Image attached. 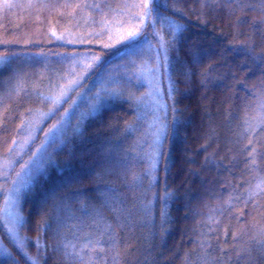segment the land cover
<instances>
[{
	"label": "trees",
	"instance_id": "trees-1",
	"mask_svg": "<svg viewBox=\"0 0 264 264\" xmlns=\"http://www.w3.org/2000/svg\"><path fill=\"white\" fill-rule=\"evenodd\" d=\"M146 2L0 0V264H264V0Z\"/></svg>",
	"mask_w": 264,
	"mask_h": 264
},
{
	"label": "rangeland",
	"instance_id": "rangeland-1",
	"mask_svg": "<svg viewBox=\"0 0 264 264\" xmlns=\"http://www.w3.org/2000/svg\"><path fill=\"white\" fill-rule=\"evenodd\" d=\"M235 72H236L235 75L239 74L238 77L240 78L241 77L240 71L236 70ZM29 166L30 165H27L25 168H28ZM17 183L18 184H15L13 186V192H12V195L10 196L8 202H7V207L5 208V214H4L6 220L9 224L11 233L15 230L16 222H17V214L15 211V207H16L17 202L19 200L20 192H21V190L25 184L24 181H21V182L19 181ZM0 249H1V246H0Z\"/></svg>",
	"mask_w": 264,
	"mask_h": 264
},
{
	"label": "snow or ice",
	"instance_id": "snow-or-ice-1",
	"mask_svg": "<svg viewBox=\"0 0 264 264\" xmlns=\"http://www.w3.org/2000/svg\"><path fill=\"white\" fill-rule=\"evenodd\" d=\"M149 2H150V0H149ZM149 2L144 3V4L142 5V7L145 8V9H148V7H149ZM134 35H135V33H129V36H134Z\"/></svg>",
	"mask_w": 264,
	"mask_h": 264
}]
</instances>
